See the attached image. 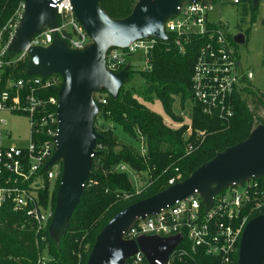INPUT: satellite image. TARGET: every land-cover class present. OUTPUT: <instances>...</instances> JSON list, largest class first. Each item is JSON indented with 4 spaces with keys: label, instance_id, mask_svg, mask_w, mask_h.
Wrapping results in <instances>:
<instances>
[{
    "label": "built area",
    "instance_id": "built-area-1",
    "mask_svg": "<svg viewBox=\"0 0 264 264\" xmlns=\"http://www.w3.org/2000/svg\"><path fill=\"white\" fill-rule=\"evenodd\" d=\"M241 1H182L176 13L164 21V37L151 35L124 47H109L106 67L119 73L127 66L140 64L142 71H151L156 47L160 44L169 48L171 43L181 53H185L189 45H198L191 75L192 97L205 116L219 120L222 125L229 124L235 114V96L242 93L246 97L244 88H250L254 75L242 67L237 48L240 44L222 20L219 8L224 3L239 5ZM48 6L57 11L56 26L43 27L20 51L11 50V44L24 15L25 0L6 23L0 25V82L6 67L19 62L27 64L31 48L48 47L55 38L76 50L92 43L75 16L71 0H48ZM214 14L218 16L213 17ZM59 81L55 75L27 74L18 79L10 78L0 87V114L24 115L30 124L29 144H11L12 134L3 131L7 121L0 116V207L9 202L14 211L25 214V224L38 232L50 228L54 211L49 201L44 203L41 194L51 193L62 175L61 161L49 163L57 146L58 94L43 97L41 91L57 86ZM97 97L100 103H106L104 96ZM193 148V144H189L187 153ZM145 152L143 144L140 153L144 155ZM117 170L128 172L131 169L120 164ZM180 177V174L171 177L168 187L179 182ZM135 189L136 193L143 190L139 185H135ZM254 213H264V173L216 192L209 205L196 191L158 212L137 217L123 231L122 237L125 240L176 239L165 262L156 260V264H199L201 254L218 258L219 264H233L243 230ZM124 264H149V261L138 250L128 256Z\"/></svg>",
    "mask_w": 264,
    "mask_h": 264
},
{
    "label": "trees",
    "instance_id": "trees-1",
    "mask_svg": "<svg viewBox=\"0 0 264 264\" xmlns=\"http://www.w3.org/2000/svg\"><path fill=\"white\" fill-rule=\"evenodd\" d=\"M23 0H0V25L15 13ZM138 0H101V8L112 19L125 18L132 12ZM241 4L257 8L252 0H242ZM239 4V5H241ZM247 39V38H246ZM247 41V40H246ZM156 47L151 71L140 73L146 82L143 91L133 86H121L116 97L101 92L106 103L98 102L100 112L96 117L97 131L102 135L96 142L97 154L91 166L81 200L68 219V224L56 242L49 228L38 232L25 224V214L13 210L8 202L0 207V264H86L95 238L110 218L128 205L148 198L168 187L171 177H188L203 163L212 159L218 152L245 140L253 131L255 117L248 105V98L241 93L235 96V114L229 124L205 116L200 105L194 101L191 89V75L195 64L198 45L187 46L181 53L178 47L169 43ZM131 58L128 57V62ZM133 67H128V80L132 78ZM59 78L55 87L42 90L43 97L56 96L62 84ZM26 62L6 67L0 87L8 79L26 77ZM255 99V108H264V91L256 92L244 88ZM155 94L164 106L173 127L164 117L150 109L145 101L152 100ZM175 97L192 101V121L185 124L181 115L173 111ZM140 98L142 100H140ZM264 125V120H260ZM112 125L120 126L130 137L142 138L145 154L142 155L131 144H123L115 134ZM190 128V131H189ZM200 132L204 134L198 135ZM194 148L187 153V146ZM126 164L138 174L146 173L147 179L142 192L136 193L127 171L117 170ZM59 180L51 193L41 195L44 203L49 201L54 210ZM260 213H254L251 218ZM50 225V222H49ZM238 253L233 255L237 264ZM199 264H219L218 258L201 254Z\"/></svg>",
    "mask_w": 264,
    "mask_h": 264
},
{
    "label": "water",
    "instance_id": "water-1",
    "mask_svg": "<svg viewBox=\"0 0 264 264\" xmlns=\"http://www.w3.org/2000/svg\"><path fill=\"white\" fill-rule=\"evenodd\" d=\"M100 1L71 0L76 18L92 39L88 47L70 49L63 40L55 38L48 47L31 48L26 64L28 75L59 74L62 78L58 92L57 146L49 162L62 163L49 228L56 242L81 200L97 154L96 142L102 138L95 124L100 108L93 95L105 91L116 97L128 80L129 66L119 73L107 69L106 51L109 47H124L138 38L164 37V21L176 13L178 5L185 0H138L130 15L120 19L110 18L101 8ZM258 2L252 0L254 6ZM56 24L57 11L48 6V0H25L24 15L11 50H22L43 27H55ZM234 38L239 44L246 43V35L242 32L235 34ZM263 173L264 125H259L245 140L218 152L185 179L128 205L110 218L97 234L86 264H124L128 256L138 250L145 254L149 264H156V260L165 262L176 239L140 237L125 240L122 233L134 219L158 212L196 191L209 205L216 192ZM237 264H264V213L246 224Z\"/></svg>",
    "mask_w": 264,
    "mask_h": 264
},
{
    "label": "rangeland",
    "instance_id": "rangeland-1",
    "mask_svg": "<svg viewBox=\"0 0 264 264\" xmlns=\"http://www.w3.org/2000/svg\"><path fill=\"white\" fill-rule=\"evenodd\" d=\"M257 10L252 13V9L245 5H233L224 3L220 6V16L222 20L227 23L230 27V31L233 33H237L238 31L244 33L246 35V43L240 44L237 46L238 48V59L240 60L242 67L245 70H249L253 72V78L250 81V89L256 92L264 91V0H259L257 6H255ZM218 16V14H214L213 17ZM140 64L133 65V73L132 78L127 80L123 84V86H133L138 91H143L146 86V82L144 81L140 70ZM101 92H97L94 95L99 96ZM93 95V96H94ZM248 98V105L250 109L254 113L255 123L257 124L255 127L261 124L260 120H264V108H255L256 101L253 96L249 94L246 95ZM95 98V97H94ZM175 103L173 105V111L176 114L181 115L183 118V122L185 124H191L192 121V101L188 98L184 100L183 104H181L180 97H175ZM140 100H142L140 98ZM148 107L154 110L156 113L162 115L167 123H170L171 126L176 127L175 124L172 123L171 118L168 113L165 111L164 106L158 97L153 94L152 100L145 101ZM1 117L5 118L7 121L6 127L3 129L4 132L10 131L12 134V138L10 140L11 144L26 146L29 144L30 140V124L29 120L24 115H16L10 113H1ZM114 125H112L113 127ZM115 134L120 140L121 143L131 144L137 149V151L141 152V146L144 144L141 138H132L128 136L120 126H114ZM128 175L132 180L134 185L143 186L147 179L146 173L138 174L134 170L128 171ZM65 227L63 228V230ZM65 232V230H64ZM63 234V233H62ZM62 236V235H61ZM60 236V237H61Z\"/></svg>",
    "mask_w": 264,
    "mask_h": 264
},
{
    "label": "crops",
    "instance_id": "crops-1",
    "mask_svg": "<svg viewBox=\"0 0 264 264\" xmlns=\"http://www.w3.org/2000/svg\"><path fill=\"white\" fill-rule=\"evenodd\" d=\"M176 124H177V123H176ZM176 124H175V125H176ZM178 126H180V124H177V125H176V127H178ZM173 127H174V126H173Z\"/></svg>",
    "mask_w": 264,
    "mask_h": 264
},
{
    "label": "flooded vegetation",
    "instance_id": "flooded-vegetation-1",
    "mask_svg": "<svg viewBox=\"0 0 264 264\" xmlns=\"http://www.w3.org/2000/svg\"><path fill=\"white\" fill-rule=\"evenodd\" d=\"M238 32H240V31H238ZM238 32H237V33H238ZM237 33H235V34H237Z\"/></svg>",
    "mask_w": 264,
    "mask_h": 264
}]
</instances>
